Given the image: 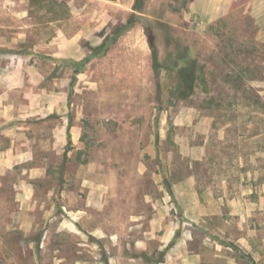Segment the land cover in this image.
<instances>
[{
  "label": "rangeland",
  "instance_id": "obj_1",
  "mask_svg": "<svg viewBox=\"0 0 264 264\" xmlns=\"http://www.w3.org/2000/svg\"><path fill=\"white\" fill-rule=\"evenodd\" d=\"M191 1L0 0V123L26 117L36 151L4 174L0 264H195L194 252L264 264V0H236L209 25ZM73 125L80 172L106 187L55 164ZM202 130L213 150L196 160ZM185 179L215 183L236 213L251 198L256 214L208 232L185 218ZM135 203L155 218L140 243Z\"/></svg>",
  "mask_w": 264,
  "mask_h": 264
},
{
  "label": "crops",
  "instance_id": "obj_2",
  "mask_svg": "<svg viewBox=\"0 0 264 264\" xmlns=\"http://www.w3.org/2000/svg\"><path fill=\"white\" fill-rule=\"evenodd\" d=\"M236 2V0H192L189 3V8H191V11L195 12L199 18L200 22L204 23L205 25H209L210 23H213L217 21L218 19L224 18L227 16V14L230 12L231 8H233V4ZM75 57V56H74ZM77 58V57H75ZM21 105V103H20ZM4 111H2L3 114ZM5 120V117H2ZM0 115V119L3 120ZM7 122L2 121L0 123V187L5 186V178L4 174L6 170H10L13 166L19 165L21 167H24L25 163H28L29 160L31 161L35 155L36 151L34 146H32V136L29 135V132L26 133L27 130V118L20 117L19 122L12 123L11 117H6ZM75 126H71V135H70V142H71V148H69L66 152L65 149H59L58 147L55 148V154L57 156L56 165L60 168L63 167V164H65V158L67 157V166L71 164H77V169L74 174L77 178V180L81 184H85L87 187H92V180L88 178L86 175H82L80 172L81 167L85 165V143L84 138L82 137V132L77 130ZM203 132V142L199 144V147L197 148L198 151H200V155L196 156V160H202L204 156H207V154L211 153V150H213L211 147H209L208 144V138L209 136V130L205 132V130H202ZM44 168H49V162L44 161ZM55 165V166H56ZM67 170V169H66ZM62 170L63 174H65L67 171ZM137 176L140 172L139 166H137ZM64 176V175H63ZM68 176V175H67ZM64 178V177H63ZM52 184L60 185V179L52 178L51 179ZM98 188L101 187V182L99 183H93ZM223 186H228V181H223ZM16 185V184H15ZM18 186V185H17ZM103 186H107L104 184ZM179 186L182 188H192L195 186V195L194 197H187L186 205L182 204V208L185 215V218L188 220L195 219L196 221L200 222V226L202 229L212 232L213 227H209V224L207 221H219V220H238V219H247L252 218V215L256 214L253 211H251L254 207H252V199L251 198H242L243 201L247 200L246 202H249V211H246L244 213L238 212L236 213L234 210V206L237 203V199L234 197L229 196H221L218 191V185L211 182L204 183L202 180H181L179 183ZM190 193V191H188ZM188 192H185L187 195ZM91 194V193H89ZM91 196V195H90ZM89 196V197H90ZM241 199V200H242ZM143 204L145 203L147 205V209H151L153 211L155 209L154 200L149 196V194L145 195V198L143 199ZM136 202V201H135ZM245 203V202H244ZM134 204V202H133ZM136 204V203H135ZM231 205V206H230ZM251 206V207H250ZM189 207V209H188ZM83 209V208H82ZM133 212L131 214V222L132 227L136 228L137 233L139 236L136 237V241L138 243L145 242V239L143 236H153L151 229H153V222H154V216L152 215V212L150 211H143L142 208H140V204L137 203L136 205H133ZM189 210L186 212V210ZM83 212V210H81ZM262 212L259 213V217L262 218ZM144 223H147V226H144ZM142 225V226H141ZM212 226V225H211ZM218 227V226H217ZM214 230V229H213ZM143 236H142V235ZM160 245L158 249L160 251H165L166 249V239L164 237L159 240ZM190 251V250H189ZM191 252V251H190ZM193 253V252H191ZM167 254L165 253V256ZM192 256H196V263L195 264H201L200 258L201 255L199 252H194L191 254ZM214 263L219 262H226L224 259L220 258V254L215 253V256L212 258ZM188 258L185 259L180 258L178 263L179 264H188ZM192 264V263H191ZM194 264V263H193Z\"/></svg>",
  "mask_w": 264,
  "mask_h": 264
},
{
  "label": "trees",
  "instance_id": "obj_3",
  "mask_svg": "<svg viewBox=\"0 0 264 264\" xmlns=\"http://www.w3.org/2000/svg\"><path fill=\"white\" fill-rule=\"evenodd\" d=\"M185 79L190 85L193 84V81H194V77L193 76L191 78L190 77H186Z\"/></svg>",
  "mask_w": 264,
  "mask_h": 264
}]
</instances>
